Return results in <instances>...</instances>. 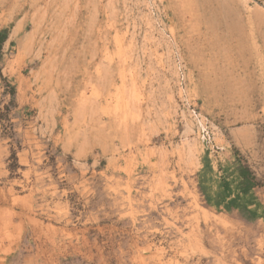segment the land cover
Returning <instances> with one entry per match:
<instances>
[{
  "label": "rangeland",
  "instance_id": "374dc122",
  "mask_svg": "<svg viewBox=\"0 0 264 264\" xmlns=\"http://www.w3.org/2000/svg\"><path fill=\"white\" fill-rule=\"evenodd\" d=\"M0 35V264H264V0H0Z\"/></svg>",
  "mask_w": 264,
  "mask_h": 264
},
{
  "label": "trees",
  "instance_id": "16d2710c",
  "mask_svg": "<svg viewBox=\"0 0 264 264\" xmlns=\"http://www.w3.org/2000/svg\"><path fill=\"white\" fill-rule=\"evenodd\" d=\"M4 38V36L3 35H0V40L2 41V39Z\"/></svg>",
  "mask_w": 264,
  "mask_h": 264
},
{
  "label": "bare ground",
  "instance_id": "6f19581e",
  "mask_svg": "<svg viewBox=\"0 0 264 264\" xmlns=\"http://www.w3.org/2000/svg\"><path fill=\"white\" fill-rule=\"evenodd\" d=\"M6 234V233H5ZM1 236V235H0ZM9 236V235H8ZM2 244V243H1ZM1 246V245H0Z\"/></svg>",
  "mask_w": 264,
  "mask_h": 264
}]
</instances>
